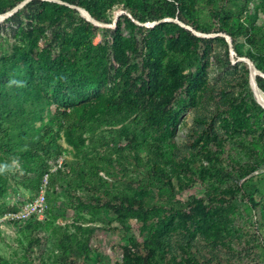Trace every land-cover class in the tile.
<instances>
[{
  "label": "rangeland",
  "instance_id": "374dc122",
  "mask_svg": "<svg viewBox=\"0 0 264 264\" xmlns=\"http://www.w3.org/2000/svg\"><path fill=\"white\" fill-rule=\"evenodd\" d=\"M28 1L0 0V16L7 13L0 18V64L7 57L34 69L33 53L54 58L67 46L74 50L84 27V42L97 46L88 70L101 79L83 88L79 74L69 71L68 93L82 92L81 101L64 103L46 89L44 98L22 104L31 134L49 143V155L36 165L0 150V264H264V107L239 59L249 58L264 73L262 0H192L186 19L177 9L144 21L116 0L100 19L92 16L99 25L79 5L41 0L8 21ZM53 2L69 8L57 14ZM161 24L163 40L153 50L151 31ZM75 56L80 61L82 51ZM98 96L114 106L82 121L83 106ZM18 99L11 94L9 102ZM161 100L164 118L179 110L169 139L180 167L162 157V128L148 125V111ZM20 117H6L0 126L17 137ZM66 125L85 138L80 151L65 141ZM250 145L260 164L246 172L254 160ZM41 165L48 167L47 180ZM35 204L43 211L22 217ZM215 205L214 223L207 211ZM213 227L223 231L218 239Z\"/></svg>",
  "mask_w": 264,
  "mask_h": 264
},
{
  "label": "trees",
  "instance_id": "16d2710c",
  "mask_svg": "<svg viewBox=\"0 0 264 264\" xmlns=\"http://www.w3.org/2000/svg\"><path fill=\"white\" fill-rule=\"evenodd\" d=\"M68 3L79 5L85 8L91 16L96 19H100L105 9L110 7L116 0H64ZM123 5L127 8L130 13L139 19L140 21H144L145 19H157L163 16H173L175 11L179 9L180 17L185 18L184 12L186 15H191L192 9V0H122ZM42 3L41 0H30L28 1L21 9L16 10L12 13L8 21L16 20L22 13V9L28 8L31 5H38ZM262 10L264 13V0H262ZM53 10L57 14L62 13L64 10H67L69 7L64 4L52 3ZM125 21L131 28H136V24L130 18L125 16ZM169 27L172 29H178L180 31H184L185 29L177 24H169ZM96 28V27H95ZM161 28H166L164 24L159 25L154 28L151 33V44L153 45L152 49L156 50L160 47L161 42L163 40L162 34H160ZM186 34L189 35V32L186 31ZM229 34L232 37V41L234 42L235 36L231 31ZM85 36L84 27L81 28L79 34L73 38L74 50H71L70 46H67L65 52H59V54H55L54 58L47 55H43L42 52L33 53V46L36 40L33 38L29 40L27 44V48L29 49V53H33L35 57V67L34 69H26L24 70L19 65H13L11 59L3 57L0 64V120L9 117L18 113L21 115L20 123L18 124V136L13 137L12 132L9 130V127L4 128L0 126V150L4 151L11 156H19V159L22 162H32L34 164L40 163L43 155H49V143H44L42 136H39L37 139L34 134L32 135L29 130V122L30 119L24 117L22 114L24 113L22 104L28 102L29 100L39 101L40 99L45 97L44 91L48 89L55 96L60 97V99L64 100V103H69L72 105L73 102H79L82 98V92H77L76 95H71L68 93L70 90V82L67 79V73L69 71L74 74H79L78 82L80 86L83 88H92L94 82L99 81L101 79V75L99 74H90L89 66L92 60V55L94 54V50L97 49V46L92 44L91 41L84 42L82 37ZM192 38V36H189ZM202 39V38H200ZM221 40H224V36L220 37ZM83 47V48H82ZM253 49L256 48L255 44H252ZM191 49V48H190ZM187 50L190 54L191 50ZM235 46V50H236ZM82 51L83 57H80V61L76 58V53L78 51ZM238 52V51H237ZM17 54H15L16 56ZM14 56V57H15ZM250 57V56H249ZM72 59V60H71ZM152 58H150V70L153 72V78L157 79L156 66L154 62L150 63ZM153 60V59H152ZM202 64L201 60L199 59ZM6 65H10L7 67ZM17 67V68H15ZM9 70L11 71L9 73ZM198 70H202V66L198 67ZM197 73L194 74L193 78L189 82V85H192L195 82V78H197ZM256 82L260 88L264 89V77L260 75L255 76ZM63 90L65 93H63ZM14 94L19 99L14 101V104L9 102L10 95ZM164 98V96H162ZM167 97V95H166ZM251 103L253 106L260 108L259 104L251 98ZM164 100H161V103H158L159 106L155 108H150L148 111V120L150 121L149 127L152 125L153 131L162 128V136L167 139L165 146L163 147L162 157L169 163L170 166L180 167L177 159L174 157L173 152L171 151L174 148V143L169 139L172 133L173 124L176 121L177 115L179 111L178 109H173L166 114L164 118ZM67 105V104H66ZM114 106L113 103L109 102V99L104 96H98L94 98V100L83 106V117L82 121L94 118L96 115L100 113H107ZM122 108H129V104H125L121 106ZM59 112L57 111L53 114V117L58 116ZM66 114V113H65ZM52 121V119H49ZM64 139L65 141L71 145L75 150L80 151L85 143V138L82 136L81 132L78 130H73L70 125H66L64 129ZM245 147V143H243ZM156 147V148H155ZM152 148L157 149V146L152 145ZM251 156L254 157L253 162L249 163L246 168V172H252L255 170L259 164L260 159L257 158V150L250 145L249 148ZM215 160L217 158H214ZM188 161L185 160V167H188ZM189 170L192 171L193 168L189 167ZM196 171V168L194 169ZM40 172H46L47 175H50L48 172V167L46 165L40 166ZM193 173V171H192ZM41 175V174H40ZM214 207V208H213ZM210 207V211H207L209 216H212L211 222H217L219 218L218 208L217 206ZM218 216V218H217ZM221 222V221H220ZM224 226V224H223ZM211 232L214 234V238H217L222 235V229L214 230L212 228ZM66 248V244L64 245ZM68 249V247H67ZM0 262H5L4 259L0 257ZM146 261H144L145 263ZM150 262V261H149ZM148 262V263H149ZM151 263V262H150Z\"/></svg>",
  "mask_w": 264,
  "mask_h": 264
},
{
  "label": "water",
  "instance_id": "95a60500",
  "mask_svg": "<svg viewBox=\"0 0 264 264\" xmlns=\"http://www.w3.org/2000/svg\"><path fill=\"white\" fill-rule=\"evenodd\" d=\"M79 9H80L81 13H82V10H83V11H85L88 14V17L84 16L87 20L92 21L95 25H99V23L91 16V14L87 10H85L82 7H80ZM14 10H16V9H14ZM6 15H7V13L4 14V15H1V18L6 16ZM222 36L225 37V39H226V41L228 43L229 49L232 50L231 41L229 39V36L228 35H224V34ZM239 59L240 60H245L247 62V64H248L249 68H250V84H251V87H252V90H253V94H254V97H255V87H257L256 81H255V76L256 75H260V76L264 77V73L261 72L259 69H257L249 58L240 57Z\"/></svg>",
  "mask_w": 264,
  "mask_h": 264
},
{
  "label": "bare ground",
  "instance_id": "6f19581e",
  "mask_svg": "<svg viewBox=\"0 0 264 264\" xmlns=\"http://www.w3.org/2000/svg\"><path fill=\"white\" fill-rule=\"evenodd\" d=\"M82 13L85 17H88V14L85 11L82 10ZM255 98L260 105L264 106V93L257 87H255Z\"/></svg>",
  "mask_w": 264,
  "mask_h": 264
},
{
  "label": "built area",
  "instance_id": "2783aa9c",
  "mask_svg": "<svg viewBox=\"0 0 264 264\" xmlns=\"http://www.w3.org/2000/svg\"><path fill=\"white\" fill-rule=\"evenodd\" d=\"M45 180H47V174H45ZM41 197H43V196H41ZM36 211V213H41L42 211H43V207L42 206H40L39 204H35V205H33L32 206V208H30V211L28 210V208L27 209H25V211L23 212V214H22V217H27V216H29V213L31 212V211ZM41 218V217H40ZM39 218V219H40Z\"/></svg>",
  "mask_w": 264,
  "mask_h": 264
}]
</instances>
